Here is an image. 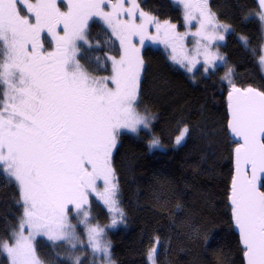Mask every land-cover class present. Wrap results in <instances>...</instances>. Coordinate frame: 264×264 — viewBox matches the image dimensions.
<instances>
[{
  "label": "snow or ice",
  "instance_id": "obj_1",
  "mask_svg": "<svg viewBox=\"0 0 264 264\" xmlns=\"http://www.w3.org/2000/svg\"><path fill=\"white\" fill-rule=\"evenodd\" d=\"M23 2L29 15L20 14L18 0H0V166L17 182L24 209L14 243L0 246L12 264H42L33 243L37 236L66 241L76 248L80 241L69 221L72 205L82 217L78 223L85 226L93 253L108 258L105 229L122 222L125 215L111 166L112 150L121 129L137 132L142 126L150 130L153 119L136 108L144 62L132 38L139 37L141 46L145 40L164 43L171 48V59L189 71L202 58L208 71L217 60H224L212 47L224 40L229 26L218 22L208 0H178L189 26L183 34L175 24L161 23L141 10L137 0H128L129 7L125 0L114 4L111 0H67V11H61L57 0ZM106 3L111 11H104ZM258 3L264 22V0ZM124 14L127 19H122ZM93 16L104 21L120 44L118 59L106 57L111 61V75L101 78L90 76L76 58L79 42L87 44L85 33ZM193 21L194 32L190 30ZM149 25L155 27V36L149 35ZM44 32L55 45L52 51L44 50ZM189 35L195 38L191 50L184 44ZM260 63L264 65V55ZM231 72L225 76L230 83ZM228 100L229 128L239 141L230 193L233 219L246 264H264V185L259 183L264 174V91L233 84ZM187 132L184 127L176 144ZM149 147H161L159 138L153 137ZM101 180L102 189L97 184ZM90 193L106 206L111 225L90 223ZM155 253L153 248L148 254L152 264ZM75 264H80L79 257ZM108 264H112L110 259Z\"/></svg>",
  "mask_w": 264,
  "mask_h": 264
},
{
  "label": "trees",
  "instance_id": "obj_2",
  "mask_svg": "<svg viewBox=\"0 0 264 264\" xmlns=\"http://www.w3.org/2000/svg\"><path fill=\"white\" fill-rule=\"evenodd\" d=\"M177 1L141 0L140 6L181 32L189 26ZM210 5L219 22L232 29L214 45L224 56L223 65L192 74L171 63L162 48L143 51L136 108L153 119L150 130L120 132L112 156L126 216L123 226L108 233L114 264H152L148 254L153 248L155 264H245L229 202L237 143L228 132L227 95L233 84L264 91V22L256 0H210ZM86 37L80 64L93 77L110 76L106 57L119 58V41L97 17L88 21ZM229 69L231 83L225 78ZM184 127L185 141L174 146ZM153 137L163 150L149 147ZM89 202L94 220L106 226L107 211L92 197ZM23 211L18 184L0 170V245L14 243ZM83 246L46 237L35 243L42 264H75L76 257L80 264H95ZM0 264H12L2 246Z\"/></svg>",
  "mask_w": 264,
  "mask_h": 264
},
{
  "label": "rangeland",
  "instance_id": "obj_3",
  "mask_svg": "<svg viewBox=\"0 0 264 264\" xmlns=\"http://www.w3.org/2000/svg\"><path fill=\"white\" fill-rule=\"evenodd\" d=\"M140 1H141V0H137V3L139 4L140 9L142 10V8H141V6H140V4H141ZM111 2L114 4V3H116V0H111ZM177 2H178V1H177ZM178 3H179V2H178ZM64 5H65V7H67V0L64 2ZM129 6H130V4H129L128 0H125V7H129ZM103 8H104V11H106V12L112 10L111 7H110L107 3H106L105 5H103ZM208 8L210 9L211 12H213V10H212V8H211V5H210V0H208ZM64 11H65V10H64ZM66 11H67V9H66ZM213 13H214V12H213ZM214 14H215V13H214ZM151 16H152V15H151ZM215 16H216V14H215ZM94 17H95V16H93L92 18H94ZM97 18H99V17H97ZM127 18H128V17H127V14H124V15L122 16V19H127ZM216 18H217V16H216ZM99 19H100V18H99ZM100 20H101V19H100ZM157 20H158V19H157ZM217 20H218V18H217ZM101 21H102L103 24L106 26V28L111 32V29H109V28L107 27V25L104 23V21H103V20H101ZM158 21H159V20H158ZM136 22H137V23L140 22V20H139V12H137ZM160 22H161V21H160ZM218 22H219V20H218ZM161 23H163V22H161ZM190 30L193 31V32L196 31V26L191 25ZM186 31H189V27H187V29H186L185 31H181L180 33L183 34V33H185ZM230 31H232L231 27H229V30H228L227 32L223 33L224 37H225ZM178 32H179V31H178ZM148 33H149V35L155 36V35H156V29H155V27L152 26V25H149V26H148ZM86 34H87V29H86V33H85V35H86ZM86 40H87V37H86ZM132 40H133V43H134L138 48H140V56H141L142 59H143V51H144V49H145L147 46H152V47L162 48V49L166 52L167 57H168V59H169V61H170L171 63H173L175 66H177V67L183 69L184 71H186V72H188V73H192V74H193V73H194L196 70H198V69H202L204 73H208L209 71L215 69L216 67L221 66V65L224 64V60H223V61H219V60H217L216 63H215V66H214V67H210V68L208 69V71H205V70H204L205 66H204L203 59L200 58V62H199L198 64H196L195 67H193V68L191 69V71H189L187 67H185L184 65H182V64H180V63H177V62H175V61H173V60L171 59V55H172V53H171V48H170V47H166L164 43H161L160 41L145 40L143 46H141L140 43H139V37H133ZM82 43H84V42H79V44H78V49H79V50H78V52H77V57H76L77 59H78V53H79V51H80V45H81ZM215 43H216V42H215ZM215 43H214V45H216ZM184 44L186 45V47H187L189 50H191V49L194 47V44H195V38L192 37V36H190V35L187 36V37H185ZM214 45H213V47H212V52H213V53H218L220 56L224 57L223 54H222L220 51H218V50L214 47ZM263 55H264V50H263ZM78 61H79V60H78ZM262 68H263V72H264V65H262ZM143 69H144V63H143V68H142V70H141V72H140L139 88H140V81H141L142 74H143ZM84 70H85V69H84ZM85 71H86V70H85ZM87 73H88V72H87ZM88 74H89V73H88ZM89 75H90V74H89ZM90 76H91V75H90ZM109 86H110V87L112 86L111 83H110ZM138 97H139V93H138ZM143 115H144V114H143ZM145 115H147V114H145ZM141 129H143L142 126L138 129V131L141 130ZM123 131L131 132L130 130H127V129H121V130L119 131V134H120V132H123ZM138 131H137V132H138ZM137 132H131V133H137ZM187 133H188V132H187ZM119 134L117 135V143H116V146H115V147L113 148V150H112V155H111V166H112V168H113V164H112V156H113V154H114V152H115V149H116V147H117V145H118V137H119ZM186 137H187V134L185 135L184 139L181 141L180 144H176V142H174V146H180V145L185 141ZM175 140H176V139H175ZM153 149H155V150H163V147L161 146V147L153 148ZM113 169H114V168H113ZM0 170L5 174V176H6L7 178H9V179L15 181V179H14L13 177H11L9 174H7V173L3 170V167H2V166H0ZM114 171H115V170H114ZM115 175H116V172H115ZM116 180H117V175H116ZM15 182H16V181H15ZM16 183H17V182H16ZM117 183H118V181H117ZM97 184H98V187H100L101 189L103 188V181H102V180H101V181H98ZM118 186H119V185H118ZM89 195H91L93 199H95L96 201H98V202L104 207V209L107 211L106 206L103 205L102 201H100V200L95 196L94 193H90ZM119 201H120V199H119ZM120 207L123 209V207H122V205H121V202H120ZM69 209H70V211H69V221H70V223H72L73 225H75V231H76V234H77L78 239H79V241H80V243L77 244V246H80V247H82V245L86 246V248L90 251L91 256H92V258H93L95 264H108V259H110L111 262H112V264H114L113 256H112V252H111V245H110V250H109V251H110V256H109L108 258H106V257L103 255V253L94 254L93 251H92V249H91V247H90V245H89V243H88V238H87V233H86L85 226H84L83 224L78 223V221H79L80 219H82V217L77 215L76 209H75L72 205H69ZM90 209H91V202H89V211H90V218H91V219H90V223H91L92 225H97V224H98V225H100L101 227H103L104 225H102L99 221H95V220H94V218H93L92 215H91V210H90ZM123 211H124V210H123ZM107 213H108V217H109V223H108L107 225H111L112 216L110 215V213H109L108 211H107ZM125 222H126V216L124 215V218H123L122 222L117 223V225H115L114 227H109V228H106V229H105V234H104L103 239H104L105 241H107V242L110 244V238H109L108 233H109L111 230H115V229H117V228L123 226V225L125 224ZM79 229H80V230H79ZM18 231H19V228H18V230L15 231V233L18 232ZM25 235H27V228H25ZM38 237H45V236H37L36 239L33 241L34 246H35V243H36V240H37ZM46 238H47V237H46ZM70 245H71V244H70ZM10 246H11V245H10ZM84 246H83V247H84ZM36 255H37V254H36Z\"/></svg>",
  "mask_w": 264,
  "mask_h": 264
},
{
  "label": "flooded vegetation",
  "instance_id": "obj_4",
  "mask_svg": "<svg viewBox=\"0 0 264 264\" xmlns=\"http://www.w3.org/2000/svg\"><path fill=\"white\" fill-rule=\"evenodd\" d=\"M66 0H57L58 2V5L61 9V11H66L67 7H65L64 5V2ZM36 0H28V3H35ZM17 8L18 10L20 11V14L23 16V15H29V13L27 12V5L23 2V0H18V3H17ZM58 31H60V34L62 35L63 32H62V27L60 29H58ZM42 41H43V44H44V50L45 51H52L53 48H54V43L52 41V38L51 36L47 33V32H44L42 34ZM91 195H89V201L91 200Z\"/></svg>",
  "mask_w": 264,
  "mask_h": 264
},
{
  "label": "water",
  "instance_id": "obj_5",
  "mask_svg": "<svg viewBox=\"0 0 264 264\" xmlns=\"http://www.w3.org/2000/svg\"><path fill=\"white\" fill-rule=\"evenodd\" d=\"M256 2H257V4H258V6H259V3H258V0H256ZM259 8H260V6H259ZM261 10V9H260ZM238 88H241V89H246V88H253V89H256V90H258V91H261L259 88H256V87H245V88H243V87H239V86H237ZM227 110H228V132H229V135H230V137L236 142V143H238L239 141H238V138H236L234 135H233V133L231 132V129L229 128V120H230V110H229V100H228V95H227ZM235 170H236V164H235V152H234V175H235ZM233 175V176H234ZM263 182H264V174H260V181H259V183L261 184V185H263ZM261 190H262V187H261ZM229 202H230V205L232 206V204H231V200H230V197H229ZM234 220V219H233ZM235 223V222H234ZM235 228H236V231H237V233H238V235H239V238H240V234H239V230H238V228L236 227V225H235ZM240 241H241V238H240ZM241 245H242V243H241ZM243 246V245H242ZM244 248V247H243ZM244 261H245V264H246V258H245V256H244Z\"/></svg>",
  "mask_w": 264,
  "mask_h": 264
}]
</instances>
